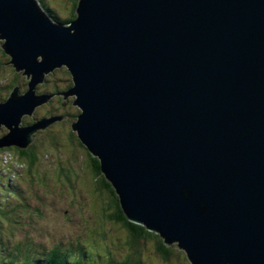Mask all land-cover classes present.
<instances>
[{
  "label": "water",
  "instance_id": "water-1",
  "mask_svg": "<svg viewBox=\"0 0 264 264\" xmlns=\"http://www.w3.org/2000/svg\"><path fill=\"white\" fill-rule=\"evenodd\" d=\"M75 13L0 0L1 50L29 80L0 102V149L63 119L21 125L65 66L72 86L54 95L76 96L70 127L127 220L191 264H264V0H77Z\"/></svg>",
  "mask_w": 264,
  "mask_h": 264
},
{
  "label": "rangeland",
  "instance_id": "rangeland-1",
  "mask_svg": "<svg viewBox=\"0 0 264 264\" xmlns=\"http://www.w3.org/2000/svg\"><path fill=\"white\" fill-rule=\"evenodd\" d=\"M43 1L60 20L71 16L72 0ZM2 42L0 86L16 83L20 93H23L28 90L29 80L6 64L8 56L6 58L1 50ZM38 59L41 60L40 57ZM46 78L44 86L39 85L37 89L39 95L44 94L43 91H52V85H61L64 79L71 83V77L62 71L54 70ZM1 93L0 102L10 91L3 90ZM74 96L62 99L61 95L58 98L63 103L61 113L68 114L61 116L66 121L56 124L47 133L43 131L32 137V145L43 156L40 155L39 163L31 171L24 170L18 179L12 181L10 189L4 185L12 179L8 175H14L10 165L16 154L11 153L12 150H4L8 147L0 149L4 150L0 152V264H22L28 257L37 262L42 253L56 246L61 252L71 253L70 262L80 261L81 264H108L110 260L120 262L125 253L132 251L125 244L126 231L107 217L113 211L112 197L91 171L88 151L79 144L78 138H71L70 125L79 113L78 107L72 105ZM54 103L45 106L46 102L38 106L33 115L41 116L52 109ZM27 119L22 118L23 124L31 125ZM6 133V128L1 126L0 138ZM5 157L12 159L11 163L5 162ZM8 194L14 196L9 197ZM140 238L145 240L134 244L133 251L140 256L143 264H189L185 253L176 245L167 246L173 253L163 259L153 244V236L149 241L144 236Z\"/></svg>",
  "mask_w": 264,
  "mask_h": 264
},
{
  "label": "trees",
  "instance_id": "trees-1",
  "mask_svg": "<svg viewBox=\"0 0 264 264\" xmlns=\"http://www.w3.org/2000/svg\"><path fill=\"white\" fill-rule=\"evenodd\" d=\"M37 1L39 2V5L42 7V9L47 13V15L50 18H52L53 21H60V22H63V23H70L71 21H73L76 18V13H75L76 2H77L76 0H72L74 2L73 10L71 12V16L68 19H66V20H60L55 15L54 11H52L45 4V2L43 0H37ZM4 56H5V54H4ZM5 57L7 58V56H5ZM7 60H8V58H7ZM7 63H8V61H7ZM66 70H67L66 68H63V69L61 68L60 70H56V71H62L63 73H65L66 76H70ZM51 74H53V73H51ZM51 74H49V75H51ZM44 81H47V78H44ZM15 84H11V85H9L7 87H1L0 86V89H1L0 90V97L2 96L1 91L8 90V91L11 92V90L13 89V86H15ZM43 86L44 85H42L41 87H43ZM70 86H72L70 81L64 79V82H62L61 85H59V84H56L54 86L52 85L53 88H52L51 92L62 91V90H65V89L69 88ZM4 99H6V97ZM4 99H3V101H4ZM79 113H80V111H79ZM65 115H68V114L66 113ZM28 117L29 116H24L23 119H26ZM75 117H77V116H75ZM22 125L26 126V124H23V122H22ZM73 134L74 133L71 130V138L76 140L77 136H74ZM78 142H79V144L81 143L80 141H78ZM4 150H7V151H9V150L11 151L12 150L11 153L16 154V156H15V158H14L12 163H11L12 159H8L7 157H5V162L8 161L9 163H11L10 168L14 171V175H8V176H10L13 179L12 180L13 182L16 179H18V176L20 174H22L24 172V170H26L28 172L31 171L33 166L37 165V163H39V159H41L40 155H42V153L39 152V149L35 148V146H33L32 143L29 144L26 148H23V149L22 148H18V147H16V149L15 148L12 149V148L8 147V148H5ZM4 150H0V152H3ZM89 155H90V157H89L88 161H89V164H90L91 171L93 172V174L95 176H97L99 178L102 188L106 192H108L111 195V197H112L111 203L113 205V211H112V213L108 214L107 217L113 223L114 222L118 223V224H120V226L123 227V230L126 231L125 232L126 233L125 244L128 247V249L130 248L132 250V251H130V254H129V252L125 253L123 255L122 260L120 262H113L112 260H110L108 262V264H143L142 261H141V258L136 255L135 251H133L134 250V247H133L134 244L138 243L139 240H145V239H141L140 238L141 236H144L148 241H149L150 236H153L154 238H152V239H154L155 243H156L155 244L153 242V244L156 246L157 252L160 254V256L163 259L164 258L166 259L167 257H169L173 253L172 249L170 247H167L168 245L164 243V241L162 240V238L160 237L159 234H157V233H155V232H153L151 230L148 231L143 226H140V225L136 224L135 222H131V221H129V220H127L125 218L124 213L121 211V209L119 207L118 199H117V196H116V194L114 192V189L112 188L110 183L107 182V180L103 177V175L100 172L99 161L97 160V158L93 157L90 153H89ZM4 186H6V184ZM10 186H11V183H10ZM10 186L8 185V186H6V188L10 189L11 188ZM8 195H9V197H13L14 196L12 194H8ZM9 214L10 213H8L7 215H9ZM163 244H165L166 247L163 246ZM172 245H176V244L174 243ZM172 248H174V247L172 246ZM42 255L43 256L40 257L37 262H36V260L34 258L28 257L27 259L24 260V262L22 264H81L80 261L70 262L69 258L71 257V253L61 252L60 248L58 246H56V247H54L52 249H49L44 254L42 253ZM186 259L188 260L187 256H186ZM188 262H189V264H191L189 260H188Z\"/></svg>",
  "mask_w": 264,
  "mask_h": 264
},
{
  "label": "flooded vegetation",
  "instance_id": "flooded-vegetation-1",
  "mask_svg": "<svg viewBox=\"0 0 264 264\" xmlns=\"http://www.w3.org/2000/svg\"><path fill=\"white\" fill-rule=\"evenodd\" d=\"M6 56V55H5ZM8 64V63H7ZM45 83H46V81H45ZM44 83V84H45ZM44 84H42V85H44ZM41 85V86H42ZM58 92H60V91H58ZM58 92H56V91H54V92H51V91H43V93H51V94H56V93H58ZM60 96L59 95H54L52 98H51V100L45 105V106H49V105H51L52 103H54V107L52 108V109H50V110H47L45 113H43L41 116H37V117H35L34 115L33 116H31V117H28V119H27V122L29 123V124H32V123H34V121H36V120H38V119H40V118H42V117H46V116H50V115H61V116H66L65 115V113H61L62 111V107H63V103H62V101H58V98H59ZM68 100V99H67ZM67 102V101H66ZM65 119V118H64ZM62 120V121H60V122H56V123H54V124H52V125H50L45 131H44V133H47L50 129H52V127H54L56 124H58V123H63V122H65L66 120ZM43 133V131H38L37 133H35V135H34V137L35 136H38L39 134H42ZM10 148H15V147H10ZM16 149V148H15ZM21 175V174H20ZM12 180L13 179H9V184L7 183V185L6 186H10V183L12 182ZM5 186V187H6ZM138 257H140L138 254H136ZM143 263V262H142Z\"/></svg>",
  "mask_w": 264,
  "mask_h": 264
},
{
  "label": "clouds",
  "instance_id": "clouds-1",
  "mask_svg": "<svg viewBox=\"0 0 264 264\" xmlns=\"http://www.w3.org/2000/svg\"><path fill=\"white\" fill-rule=\"evenodd\" d=\"M65 68H66V67H65ZM66 69H67V68H66ZM52 73H53V72H52ZM50 74H51V73H50ZM68 74H69V73H68ZM48 75H49V74H48ZM48 75H47V76H48ZM45 78H46V77H45ZM44 83H45V81L43 82V84H44ZM41 85H42V84H41ZM71 85H72V81H71ZM38 87H39V85L37 86V89H38ZM70 87H71V86H70ZM70 87H69V88H70ZM67 89H68V88H67ZM67 89L62 90V91H60V92H58V93H56V94H60V93H62V92H64V91H66ZM37 93H38V92H37ZM38 94H39V93H38ZM47 94H51V93H47ZM51 95H52V97L54 96V94H51ZM59 96H61V95H59ZM50 100H51V99H50ZM50 100H49V101H50ZM36 109H38V108H36ZM36 109H35V110H36ZM34 112H35V111H34ZM33 114H34V113H33ZM78 114H79V113H78ZM78 114H77V115H78ZM57 116H60V115H57ZM46 117H48V116H46ZM40 119H41V118H40ZM38 120H39V119H38ZM36 121H37V120H36ZM61 121H62V120H61ZM57 122H60V121H57ZM55 123H56V122H55ZM53 124H54V123H53ZM21 125H22V124H21Z\"/></svg>",
  "mask_w": 264,
  "mask_h": 264
},
{
  "label": "bare ground",
  "instance_id": "bare-ground-1",
  "mask_svg": "<svg viewBox=\"0 0 264 264\" xmlns=\"http://www.w3.org/2000/svg\"><path fill=\"white\" fill-rule=\"evenodd\" d=\"M45 131V130H44Z\"/></svg>",
  "mask_w": 264,
  "mask_h": 264
}]
</instances>
